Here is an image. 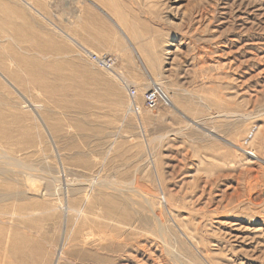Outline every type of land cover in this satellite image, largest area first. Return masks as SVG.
I'll list each match as a JSON object with an SVG mask.
<instances>
[{
    "label": "rangeland",
    "instance_id": "rangeland-1",
    "mask_svg": "<svg viewBox=\"0 0 264 264\" xmlns=\"http://www.w3.org/2000/svg\"><path fill=\"white\" fill-rule=\"evenodd\" d=\"M0 264H264V0H0Z\"/></svg>",
    "mask_w": 264,
    "mask_h": 264
},
{
    "label": "built area",
    "instance_id": "built-area-1",
    "mask_svg": "<svg viewBox=\"0 0 264 264\" xmlns=\"http://www.w3.org/2000/svg\"><path fill=\"white\" fill-rule=\"evenodd\" d=\"M93 59L95 62H97L103 68H107V69L111 70L114 66V59L111 57L94 56ZM131 95L133 98H135L136 97V91L131 90ZM162 102L164 103L165 100H164V97H163L161 91L159 89H157V87L153 88L152 90L147 92L145 95V104L151 110L156 109L159 106V104H161Z\"/></svg>",
    "mask_w": 264,
    "mask_h": 264
},
{
    "label": "bare ground",
    "instance_id": "bare-ground-1",
    "mask_svg": "<svg viewBox=\"0 0 264 264\" xmlns=\"http://www.w3.org/2000/svg\"><path fill=\"white\" fill-rule=\"evenodd\" d=\"M157 89H159V90H160V88H159L158 86H157ZM160 91H161V90H160ZM161 93H162V95H163V97H164V100H165V101H167V100H166L167 98L165 97V95L163 94V92H162V91H161ZM251 154L253 155V153H251Z\"/></svg>",
    "mask_w": 264,
    "mask_h": 264
}]
</instances>
